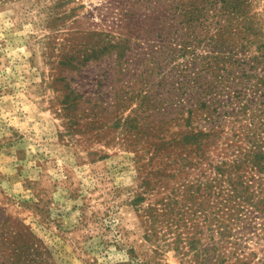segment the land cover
Instances as JSON below:
<instances>
[{"label": "rangeland", "instance_id": "rangeland-1", "mask_svg": "<svg viewBox=\"0 0 264 264\" xmlns=\"http://www.w3.org/2000/svg\"><path fill=\"white\" fill-rule=\"evenodd\" d=\"M250 2L264 31V0ZM127 5L0 0V264H186L160 237L146 238L149 223L133 205L161 161L145 138L123 139L114 127L115 52L61 64L119 36ZM70 90L82 100L65 115ZM126 106L124 116L138 107ZM169 180L157 184L162 194L181 181Z\"/></svg>", "mask_w": 264, "mask_h": 264}, {"label": "trees", "instance_id": "trees-1", "mask_svg": "<svg viewBox=\"0 0 264 264\" xmlns=\"http://www.w3.org/2000/svg\"><path fill=\"white\" fill-rule=\"evenodd\" d=\"M125 2L119 36L61 64L115 52L114 127L145 138L161 161L133 200L146 238L160 237L186 264H264V31L250 0ZM78 99L64 96L65 115ZM168 179L181 181L162 194Z\"/></svg>", "mask_w": 264, "mask_h": 264}]
</instances>
